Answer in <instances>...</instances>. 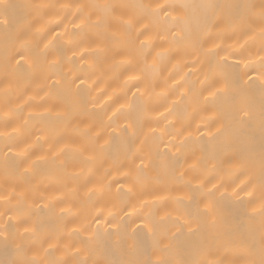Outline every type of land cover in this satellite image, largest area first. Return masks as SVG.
<instances>
[{"label": "bare ground", "instance_id": "6f19581e", "mask_svg": "<svg viewBox=\"0 0 264 264\" xmlns=\"http://www.w3.org/2000/svg\"><path fill=\"white\" fill-rule=\"evenodd\" d=\"M262 261L264 0H2L0 264Z\"/></svg>", "mask_w": 264, "mask_h": 264}, {"label": "snow or ice", "instance_id": "6c2138e0", "mask_svg": "<svg viewBox=\"0 0 264 264\" xmlns=\"http://www.w3.org/2000/svg\"><path fill=\"white\" fill-rule=\"evenodd\" d=\"M0 3H2V0H0ZM4 8H7V7H9L8 5H2ZM157 7H160V6H157ZM123 24H124V26L126 27V28H131V26H132V21L131 20H128V21H123L122 22ZM239 187V186H238ZM241 191H243V189L241 188L240 189ZM237 195H238V193H237ZM249 195H251L250 193H249ZM261 264H264V261H262L261 262Z\"/></svg>", "mask_w": 264, "mask_h": 264}]
</instances>
